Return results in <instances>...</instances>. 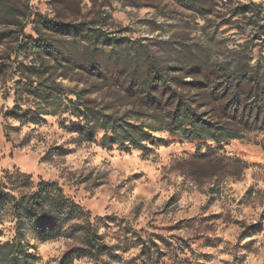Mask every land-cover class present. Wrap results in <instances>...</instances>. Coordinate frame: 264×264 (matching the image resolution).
Returning a JSON list of instances; mask_svg holds the SVG:
<instances>
[{
  "label": "rangeland",
  "instance_id": "1",
  "mask_svg": "<svg viewBox=\"0 0 264 264\" xmlns=\"http://www.w3.org/2000/svg\"><path fill=\"white\" fill-rule=\"evenodd\" d=\"M218 67L264 73V0H0V185L57 183L107 248L66 263L78 232L45 243L27 234L33 264H264V131L221 144L168 132L179 125L165 105L214 101ZM148 76L164 82L150 96ZM15 101L27 118L10 113ZM71 101L143 126L156 144L127 153L104 148L102 132L79 141ZM13 237L4 215L0 243Z\"/></svg>",
  "mask_w": 264,
  "mask_h": 264
},
{
  "label": "trees",
  "instance_id": "2",
  "mask_svg": "<svg viewBox=\"0 0 264 264\" xmlns=\"http://www.w3.org/2000/svg\"><path fill=\"white\" fill-rule=\"evenodd\" d=\"M43 22L47 29L56 28L50 21ZM34 23H38V20ZM86 34L90 35L89 32ZM35 46L47 56L58 54L52 45L42 40L36 41ZM202 65L206 66L204 63ZM199 68L200 64L193 63L188 69ZM211 75L222 78L221 83L225 85L223 91L210 102L187 101L183 98L169 101V105L165 106L170 108V117L179 125V129H168V132L175 134L177 130H182L184 138L211 139L221 144L226 140L237 139L239 132L244 130L264 131V73L218 67L213 68ZM150 78L148 76L143 83V90L149 96L154 86L164 83L160 79ZM241 91L246 94L243 101L240 99ZM259 99L262 101H258ZM41 102L46 104L48 101ZM141 103L140 107L155 111L162 101ZM69 104L65 111L68 110L78 120L72 123L71 130L78 134L81 142L93 143L96 135L102 132L101 144L107 150L116 148L127 153L133 150L149 152L156 144V137L141 125L130 123L125 118L118 119L112 114L106 115L92 106L80 105L79 101H71ZM200 108L209 109L199 113ZM21 112L18 101H15L10 113L19 119L27 118L26 111L20 115ZM208 112L213 113L223 124L203 120ZM23 180L25 183L22 185L32 187L30 177H24ZM4 215H8L11 222H14V237L11 241L0 243V264H33L34 256L22 246L27 234L34 240L45 243L72 238L78 232L81 246L74 248L64 258L66 263L79 258L96 260L107 253L97 228L90 222L89 213L68 198L57 183L39 181L31 191L1 184L0 219Z\"/></svg>",
  "mask_w": 264,
  "mask_h": 264
}]
</instances>
